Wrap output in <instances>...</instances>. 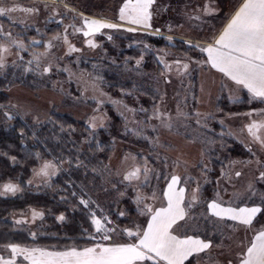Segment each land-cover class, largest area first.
I'll use <instances>...</instances> for the list:
<instances>
[{
    "label": "rangeland",
    "instance_id": "obj_1",
    "mask_svg": "<svg viewBox=\"0 0 264 264\" xmlns=\"http://www.w3.org/2000/svg\"><path fill=\"white\" fill-rule=\"evenodd\" d=\"M124 2L0 0V7L17 9L0 16V62L4 65L0 68V82L3 81L0 92L7 101V113L31 123L46 122L53 115L69 113L84 124L88 140L101 130H111L117 122L121 136L118 134L114 141L105 175L107 181L120 179L119 188L101 191L91 185L89 193H96L102 203L110 199L116 201L118 214L132 223L127 229L136 231L138 226L145 227L150 216L142 215L140 209L145 205L153 209L166 206L165 185L172 176H177L186 188L187 215L173 227V234H192L199 229L211 236L217 234V241L213 242L214 261L204 262L199 255L190 257L184 264H239L253 235L264 225V219L249 229L235 221L206 214L202 209L204 205L200 207L199 203L202 188L212 181L209 177L212 165L233 146L227 145L226 138H231L233 133L251 150L253 158L233 161L230 170L222 171L213 200L232 207H250L249 204L255 203L264 206V188L259 190L257 183L263 180L264 184V179L260 178L264 173V146L254 140L246 128L253 121L264 124V111H261L264 104L254 100L251 105L249 94L214 70L207 62L206 52L201 51L208 45L202 41L213 37L229 11H222L220 16L206 15L203 11L206 4L213 12L218 10L213 0H156L151 8V27L145 29L119 19ZM226 4L223 8L229 6ZM85 18L119 27L85 36ZM128 28L135 30L127 31ZM148 34L166 37L170 43L178 39L182 44H178L177 49L152 44L146 39ZM130 35L132 39L125 40V36ZM118 39H124L126 45L122 46ZM89 41L95 46H90ZM70 47L76 50L71 51ZM111 48L116 51V58L110 57ZM119 56L123 63L119 62ZM46 68L50 71L45 72ZM111 73L119 74L121 85L114 86L106 79L104 75ZM233 104H239L243 112L225 113L230 110L226 109L230 108L227 105ZM220 121L223 129L217 131L213 126ZM217 134L223 138L217 140ZM259 135L264 139V128L259 130ZM87 144V139H83L82 147ZM215 151L219 154L215 155ZM46 161L56 164V174L42 176L33 172L29 180L32 186L49 184L70 164L57 159ZM44 162L35 170L39 171ZM137 168L139 178L125 180L124 177ZM8 183L19 190L3 195L20 193L17 182L5 184ZM3 185L0 193H3ZM194 193L197 200L188 207ZM138 196L143 198L139 205ZM129 201L137 210L133 215L124 204ZM34 212L42 215L34 218ZM43 215V210L33 208L20 213L19 220L27 221L36 229ZM124 230L119 227L112 242L106 245L134 242ZM7 246L0 245V256L5 259L11 258ZM16 259L17 264L26 262L22 257Z\"/></svg>",
    "mask_w": 264,
    "mask_h": 264
},
{
    "label": "trees",
    "instance_id": "obj_2",
    "mask_svg": "<svg viewBox=\"0 0 264 264\" xmlns=\"http://www.w3.org/2000/svg\"><path fill=\"white\" fill-rule=\"evenodd\" d=\"M125 37H127L125 40H131L133 36ZM146 39L152 44L167 48L177 49L178 44H182V41L178 39L170 43L166 37L158 38L151 34H148ZM118 40L121 41L122 46L126 45L124 39ZM109 54L110 57L117 56L113 48L109 49ZM120 57L118 60L123 63ZM116 73L104 75L114 86L122 84L119 74ZM4 98L0 92V186L7 182H17L20 193L14 196L0 195V245L23 244L66 249L94 245L97 242L107 244L112 242L119 227L131 228L132 223L118 214L116 201L110 199L107 203H102L97 200L96 193L93 195L89 193L91 185L94 188L98 187L97 189L101 191H108L113 187L119 188L120 179L107 181L105 167L113 151L120 125L115 122L111 130H101L97 136H91L88 140L89 135L84 124L77 121L71 114H56L49 121L31 123L14 113L8 114L7 101ZM227 107H230L226 108L230 109L225 111L227 114L243 112L239 104L227 105ZM213 128L217 131L223 129L221 121ZM217 135V137L214 136L217 140L223 138ZM231 135V138L226 137L229 140L227 145L233 146L228 147V151L221 159L215 160L212 165L213 170L209 173L212 181L202 188L199 203L200 207L204 205L202 209L206 214L209 212L207 204L214 199L213 195L218 188L222 171L230 170V163L233 161L243 162L253 158V153L243 141L235 137L233 133ZM83 139H87L86 147L81 145ZM214 154L219 153L215 151ZM51 159L69 161L70 164L49 184L40 187L32 186L29 180L34 170L42 162ZM257 183H259V190L264 188L263 180H258ZM81 200L88 201L87 207L80 203ZM124 204L128 207L130 215L137 211L130 201ZM260 206L262 211L256 217L255 224H260L264 219V206L263 204ZM33 208L44 211L43 218L37 222L36 229L31 228L27 221L17 223L21 218L20 213ZM93 215L102 220L107 217V221H110L105 223V227L113 230L109 232L111 237L109 240H103L102 233L95 231V226L92 224ZM61 216L64 217L63 220L60 219ZM192 234L210 238L212 243L217 241L215 239L217 234L211 236L201 229Z\"/></svg>",
    "mask_w": 264,
    "mask_h": 264
},
{
    "label": "snow or ice",
    "instance_id": "obj_3",
    "mask_svg": "<svg viewBox=\"0 0 264 264\" xmlns=\"http://www.w3.org/2000/svg\"><path fill=\"white\" fill-rule=\"evenodd\" d=\"M155 2L156 0H125L119 10V19L145 29L150 28L151 8ZM16 10V8L0 7V16H5ZM20 10L33 11L32 9ZM203 11L206 15L213 14V10L207 4ZM196 18L199 19V17ZM84 27L87 29L84 35L88 36L101 29H116L119 26L102 20L85 18ZM134 30L133 28L127 29V31ZM156 31L159 32V29ZM168 39L171 40V37ZM89 45L95 46L91 41H89ZM49 47H51L50 44ZM70 50L75 51L76 49L70 47ZM3 51H7V49H3ZM201 51L207 53V62L212 68L223 73L238 88L247 90L249 103L254 100L264 103V0H242L218 37L215 38L214 43L202 47ZM3 66V63L0 62V68ZM184 67L187 68V65ZM44 71L48 72L50 69L46 68ZM235 100L238 101L239 97H236ZM252 114L247 113L246 115L251 116ZM246 128L249 135L264 146V139H261L259 135V130L264 128V124L253 121L246 125ZM34 172L36 175L42 176L55 175L57 166L53 161H45L39 171L34 170ZM147 172L148 169L145 168V177H147ZM139 174L140 169L137 168L124 178L131 181L138 179ZM260 178L264 179V173H261ZM179 180V177L172 176L167 189L163 192L166 206L153 209L151 206L145 205L143 209H140L142 215L150 214L146 227L138 226L136 231L124 230L128 237L134 238L135 242L109 245L97 242L92 246L69 247L62 251L10 244L7 248L11 258L5 259L0 256V264H17V257H22V260L27 261L28 264H144L145 261H151L152 264H184L189 257L208 249L211 242L202 240L198 236L181 238L173 234V226L184 220L187 215L184 207L185 189L176 187ZM18 190L16 185L8 183L3 185V193L0 195L15 194ZM155 195L153 193V198ZM196 200L197 196L194 193L188 202V207H191ZM80 203L85 207L88 205V201L85 200H81ZM136 203L138 205L143 203V198L138 196ZM207 209L211 215L221 220L235 221L249 229L253 227L257 214L262 211L260 207H226L216 200L209 202ZM38 215L42 214L33 213L34 218ZM60 219L63 220L64 217L61 216ZM105 223H110L107 221V217L102 220L93 215L92 224L95 226V231L102 233L103 240H109L111 238L109 232L113 230L105 227ZM91 238L94 239V237ZM240 264H264V225L253 235Z\"/></svg>",
    "mask_w": 264,
    "mask_h": 264
},
{
    "label": "crops",
    "instance_id": "obj_4",
    "mask_svg": "<svg viewBox=\"0 0 264 264\" xmlns=\"http://www.w3.org/2000/svg\"><path fill=\"white\" fill-rule=\"evenodd\" d=\"M242 2V0H213V3H214V5H216V6H218V10H214L215 12H213L214 13V16H220V13L222 12V11H229L228 13H227V15H226V17H225V21H224V23L218 28V30L213 34V37L211 38V39H209V40H207V41H202L203 43H206V44H210V43H214V40H215V38L216 37H218V35L220 34V32L222 31V29H223V27L226 25V23H227V21H228V19L231 17V15L235 12V10H237V8L239 7V5H240V3ZM226 3H228V7L226 6V8L224 7L223 8V5L225 6V5H227ZM221 5V6H220ZM184 36H186V35H184ZM206 58H207V53H206ZM208 59V58H207ZM214 69V68H213ZM214 70H216V69H214ZM217 71V70H216ZM220 75H223V76H225L223 73H221V72H219V71H217ZM231 83H233L231 80H229ZM242 89V88H241ZM245 92H247V90L246 89H243ZM170 181H171V179L168 181V184L170 183ZM168 184L166 183V185H165V190L167 189V186H168ZM176 187H177V189H179V188H184L185 189V202H186V194H187V192H186V188L185 187H183L182 186V184L179 182L177 185H176ZM164 190V191H165ZM213 201V200H212ZM185 202H184V204H185ZM219 202V201H218ZM220 203V202H219ZM250 205V207H260L261 209H262V207L260 206V204L259 203H255V204H249ZM223 206H226V205H223ZM227 207V206H226ZM186 210V209H185ZM209 213H210V211H209ZM210 215H211V213H210ZM212 217H213V215H211ZM257 216H258V214H257ZM215 217V216H214ZM150 218V216L148 217V219ZM215 218H217V217H215ZM221 220V219H220ZM225 221H227V220H225ZM231 221V220H230ZM179 222H181V221H179ZM178 222V223H179ZM177 223V224H178ZM146 226H147V223H146ZM145 226V227H146ZM175 226V225H174ZM173 226V227H174ZM172 231H173V229H172ZM178 236H180L181 238H184L185 236H193V237H197V235H194V234H188V235H178ZM200 239H202V240H205V241H210L211 242V246L208 248V249H206L204 252H201V253H199V254H194L193 256H191V257H196V256H199L200 255V258L202 257V259L204 260V262L205 261H207V260H211V261H214V259L212 258L213 256H212V252H213V250H214V244L212 243V241L210 240V238L209 239H206V238H204V237H201V236H198ZM132 241H134V239L132 240ZM135 242V241H134ZM17 245H20L21 247H27L28 248V246L29 247H32V246H35V247H39V248H44V247H41V246H38V245H22V244H17ZM93 244H89V245H84L83 247H87V246H92ZM59 250H64V249H59ZM245 251H246V249H245ZM190 258V257H189ZM188 258V259H189ZM187 259V260H188ZM196 260V259H195ZM199 261V260H198ZM203 262V261H202ZM201 262V263H202ZM207 262H209V261H207ZM185 263V262H184ZM23 264H28V262L26 261V262H24ZM234 264H236V263H234ZM239 264H240V262H239Z\"/></svg>",
    "mask_w": 264,
    "mask_h": 264
}]
</instances>
